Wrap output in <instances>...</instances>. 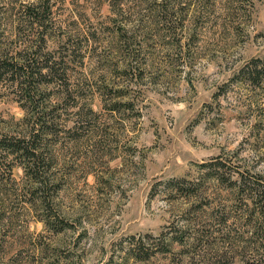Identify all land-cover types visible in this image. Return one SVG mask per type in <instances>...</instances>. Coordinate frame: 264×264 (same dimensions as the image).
<instances>
[{"label":"rangeland","instance_id":"374dc122","mask_svg":"<svg viewBox=\"0 0 264 264\" xmlns=\"http://www.w3.org/2000/svg\"><path fill=\"white\" fill-rule=\"evenodd\" d=\"M118 1L0 0V264L264 255V0Z\"/></svg>","mask_w":264,"mask_h":264},{"label":"trees","instance_id":"16d2710c","mask_svg":"<svg viewBox=\"0 0 264 264\" xmlns=\"http://www.w3.org/2000/svg\"><path fill=\"white\" fill-rule=\"evenodd\" d=\"M107 1L109 3V9H110L111 13H117L118 14L119 12H117V11H120L121 12L120 2L118 0H107ZM35 9L36 8H34V6H31V5L27 7V10L28 11H32L33 12ZM29 17L32 18V14H29ZM166 20H167V15L164 16V21H166ZM121 36H122V39L121 40L123 42V44H121L122 45L121 48L124 47L126 49L128 46H125V44H124V35H123V33L121 34ZM2 61H3L2 58H0V62H2ZM8 66H10V65L9 64H6L5 62L0 63V71H1V69L6 68ZM45 68H46V66H45ZM254 71H255V73L257 75L263 73L262 70H261V68L258 69V66H254ZM49 73H50V71H49ZM1 75H4V74L0 73V78H1ZM31 76H33V75H31ZM11 81L14 84L17 83V81L14 82L13 79ZM19 84L20 85H23V84L25 85L24 82H19ZM28 86H29V84H28ZM79 118L81 119L82 117L79 116L78 119ZM37 123H39L38 128H36L37 124H35L34 131L29 135L30 136L29 138H25V139H28L29 141H30V139H33L34 140L36 137H38L39 133H42L43 128H44V124H43L42 121H38ZM33 140H31V141H33ZM23 142L27 143L26 146H20V145H18V143H19L18 142L17 143V150L18 151H22V157L24 159H27V161H28V163L30 165L31 164V161L34 160L36 158V156H37L36 155L37 154L36 146L33 145V144H31L30 146H28V142H26L25 140H23ZM36 164H37V162L36 163L35 162L32 163V166H33L32 168L33 169L34 168H37L36 167ZM205 264H224V261H223V258L221 256L220 257L218 256V257L215 258L214 262H212V263H209L208 262V263H205ZM246 264H264V255H262L260 253L257 258H254L253 260H249L248 262H246Z\"/></svg>","mask_w":264,"mask_h":264}]
</instances>
